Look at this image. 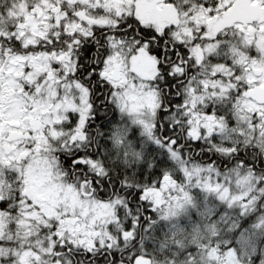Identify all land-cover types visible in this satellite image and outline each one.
I'll return each instance as SVG.
<instances>
[{
    "label": "snow or ice",
    "instance_id": "6c2138e0",
    "mask_svg": "<svg viewBox=\"0 0 264 264\" xmlns=\"http://www.w3.org/2000/svg\"><path fill=\"white\" fill-rule=\"evenodd\" d=\"M0 264H264V0H0Z\"/></svg>",
    "mask_w": 264,
    "mask_h": 264
}]
</instances>
